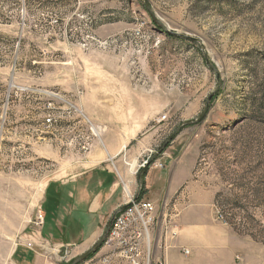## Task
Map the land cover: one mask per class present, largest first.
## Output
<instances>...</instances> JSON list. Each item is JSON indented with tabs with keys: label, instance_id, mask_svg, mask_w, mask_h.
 <instances>
[{
	"label": "rangeland",
	"instance_id": "1",
	"mask_svg": "<svg viewBox=\"0 0 264 264\" xmlns=\"http://www.w3.org/2000/svg\"><path fill=\"white\" fill-rule=\"evenodd\" d=\"M97 83L153 96L166 115L155 153L190 121L176 148L198 150L191 180L211 187L213 215L237 237V263L264 264V0H0V264H72L102 237L111 200L88 215L84 238L58 251L40 239L28 246L40 229L34 197L48 181L63 201L75 190L91 201L106 174L117 198L136 194L147 152L132 188L117 163L128 171L126 155L94 159L104 128L81 97Z\"/></svg>",
	"mask_w": 264,
	"mask_h": 264
},
{
	"label": "crops",
	"instance_id": "2",
	"mask_svg": "<svg viewBox=\"0 0 264 264\" xmlns=\"http://www.w3.org/2000/svg\"><path fill=\"white\" fill-rule=\"evenodd\" d=\"M118 93V88L111 91V86L97 83L83 91L81 101L92 120L104 128V146L102 148L96 144L94 159L102 163L105 161L106 151L110 156L109 160L126 155L127 164L130 166L128 171L124 170L121 162L117 163L121 173L125 172L132 188L134 178L130 175L133 173V167L138 166L142 156L158 140L160 122L156 119L160 116L161 107L152 102L150 98L153 96L147 93L140 95L124 91L123 95H117ZM111 127L115 133L113 138ZM179 137L175 138L162 155L165 166L158 168L151 165L145 175L143 197L155 202L159 208L169 204L171 208L173 206L172 210L177 211L176 236L167 235L165 238L162 228L153 236V264H238L237 237L230 227L213 215L211 187L203 180H191L196 173L198 150L193 144L176 148ZM96 167L95 165L90 172L95 171ZM112 177L114 176L111 175V181L107 174L103 178L100 177V191L91 201L84 190L73 191L70 197L63 201V190L61 193L60 190H52L48 181L42 196L37 200L34 197L33 203L40 204L43 223L39 226V232H33L34 240H29V247L34 248L36 241L40 239L42 247L48 251H58V247L69 241V238H84L87 235L86 230L91 221L88 216L90 213H99L110 200L114 201L111 204V212L125 204L127 200L124 196H116L119 184ZM77 186L83 188V184ZM129 191L131 192L130 189ZM82 192V196H79ZM73 194L75 198L72 197ZM127 195L130 197L131 193ZM98 219L97 228L90 236L101 229L103 216L100 214ZM52 243L54 248L48 246ZM185 249L189 250V253H186Z\"/></svg>",
	"mask_w": 264,
	"mask_h": 264
},
{
	"label": "built area",
	"instance_id": "3",
	"mask_svg": "<svg viewBox=\"0 0 264 264\" xmlns=\"http://www.w3.org/2000/svg\"><path fill=\"white\" fill-rule=\"evenodd\" d=\"M166 115L159 116L156 121L162 122ZM47 123H52V118H46ZM155 150L149 149L146 159L139 164L144 166ZM164 153V152H163ZM159 155L151 165L163 168L165 163L162 155ZM130 196L128 207L117 213L110 232L104 243L94 257L81 264H153V236L159 229H163L165 238L167 235L176 236L177 211L172 210L171 205L164 204L159 208L155 202L147 198L133 200ZM43 223V215H39L37 225ZM31 246V243H28ZM186 253L189 250L185 249ZM159 264H165L159 263Z\"/></svg>",
	"mask_w": 264,
	"mask_h": 264
},
{
	"label": "water",
	"instance_id": "4",
	"mask_svg": "<svg viewBox=\"0 0 264 264\" xmlns=\"http://www.w3.org/2000/svg\"><path fill=\"white\" fill-rule=\"evenodd\" d=\"M147 6L148 8L150 9V6L148 5L147 3ZM158 22V21H157ZM174 33V32H172ZM194 41L198 42L199 43V40L197 38H192ZM213 69L214 66L213 65H210ZM220 85V83H219ZM219 90V87L213 92L211 93L207 100H206V105L202 111V113L196 118V120L194 122H200L202 121L205 116L207 115L209 109H210V106H211V101H212V97L214 96V94ZM190 121H187L185 123H183L181 126H179L166 140L165 142L163 143L162 147L154 154L152 155L149 160L147 161V163L142 166L139 171H138V182H139V186H138V191L136 192V194L134 195V198L133 200H137L139 198V195H140V192H141V189L143 188L144 186V182H145V175L149 169V167L151 166L152 162H154L158 157L159 155H161L167 148L168 146L175 140V138L180 134V132L187 126L189 125ZM130 203H127V204H124L122 206H120L113 214L112 218L110 219L102 237L90 248L88 249L86 252H84L83 254H81L80 256H78L73 262L72 264H81L83 263L84 261H86L89 256L95 252H97L102 244L104 243L108 233L110 232V229L112 227V224H113V221H114V218L115 216L117 215L118 212L120 211H123L125 210L128 205Z\"/></svg>",
	"mask_w": 264,
	"mask_h": 264
},
{
	"label": "trees",
	"instance_id": "5",
	"mask_svg": "<svg viewBox=\"0 0 264 264\" xmlns=\"http://www.w3.org/2000/svg\"><path fill=\"white\" fill-rule=\"evenodd\" d=\"M143 195H144V187L141 189V192H140L139 198H142ZM98 251H99V250H98ZM98 251H97V252H98ZM97 252H95V253H97ZM95 253H93V254H95ZM93 254H91V255H93Z\"/></svg>",
	"mask_w": 264,
	"mask_h": 264
},
{
	"label": "bare ground",
	"instance_id": "6",
	"mask_svg": "<svg viewBox=\"0 0 264 264\" xmlns=\"http://www.w3.org/2000/svg\"><path fill=\"white\" fill-rule=\"evenodd\" d=\"M134 166V164L132 165V167ZM127 193L129 194L130 193V191L129 190H127Z\"/></svg>",
	"mask_w": 264,
	"mask_h": 264
}]
</instances>
